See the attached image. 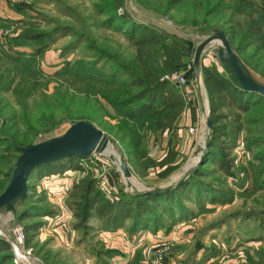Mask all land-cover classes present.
Listing matches in <instances>:
<instances>
[{
  "label": "rangeland",
  "instance_id": "obj_1",
  "mask_svg": "<svg viewBox=\"0 0 264 264\" xmlns=\"http://www.w3.org/2000/svg\"><path fill=\"white\" fill-rule=\"evenodd\" d=\"M109 3L111 0H0V146L2 135L26 145L58 135L78 119H88L112 141L105 150H95L74 165L86 168L106 195L174 183L186 169L191 170L185 179L196 185L163 200L165 211L156 208L161 223L130 233L128 220L123 227L106 228L96 215L89 219L88 227L74 228L76 219L66 205L67 191L61 181H54L57 177L51 173L36 172L28 179L27 198L17 200L15 210L0 209V237H10L12 227L19 224L24 243L32 251V264H147L152 249L160 246H166V254L156 264L163 258L164 264H264V100H250L249 109L242 114L238 144L229 151L234 157L232 165L225 173L214 161L201 164L202 158L198 163L208 106L202 69L200 93L192 73L180 83L167 74L161 77L177 86L184 102L180 121L170 134L151 130L149 117L139 106L135 117L128 120L116 114L101 95L104 90H117L104 81L114 68L105 55L128 62L132 46L125 33L137 22L152 26L180 47L184 64L176 69L179 74L190 65L196 42L220 28L247 71L264 83V45L240 37L241 24L249 17L260 19L264 35V2L124 0L112 22L105 9ZM24 31H36L44 38L41 43L21 42ZM216 46V42L205 46L201 64L234 80L219 60ZM181 119L192 123L182 126ZM168 138L177 151L178 165L158 178L155 172L159 168L144 164L147 157L162 155ZM134 139L137 145L132 143ZM253 139H259L258 143ZM120 154L127 160L129 177L120 168ZM69 166L56 167L59 180L70 178L69 172L72 182L85 174ZM66 169H70L68 173H64ZM6 172L0 161V192L11 173L5 177ZM34 221L42 223L28 231L27 242L25 224ZM120 228V233L113 232Z\"/></svg>",
  "mask_w": 264,
  "mask_h": 264
},
{
  "label": "trees",
  "instance_id": "obj_2",
  "mask_svg": "<svg viewBox=\"0 0 264 264\" xmlns=\"http://www.w3.org/2000/svg\"><path fill=\"white\" fill-rule=\"evenodd\" d=\"M261 1L264 2V0ZM122 5H124V0H111V3L105 6V9L111 13L110 22H112L111 17H115L116 8ZM113 21L115 23L117 20ZM134 25L131 32L125 33L132 46L128 62L113 55H105L114 68L111 70V75L104 81L112 87H117V90H104L101 95L107 104L113 106L116 114L119 113L128 120L135 117V108L139 106V110L147 113L151 130H166L170 134L184 102L177 86L161 77L163 74L176 71L184 64L183 53L173 40L162 37L152 26L140 22ZM241 25L244 26L240 34L243 41H256L259 45H264V35L260 30L258 17L246 18L244 24ZM43 38L44 35L36 31H24L19 41L39 43ZM46 45L47 43L39 45L36 53ZM202 74L211 115L212 132L201 164L205 161H214L223 172L229 173L234 158L229 155V151L238 144V134L243 123L242 114L249 109L250 100L254 101L259 97L240 89L233 79L212 66L202 65ZM261 98L264 100L263 97ZM1 137L3 144L0 146L2 152L0 161L7 169L4 175L8 177L18 152L6 136ZM252 141L258 143L259 139ZM132 143L137 145L135 139ZM261 151L264 152V148ZM142 153L144 152L140 151L139 154L145 155ZM176 156L177 151L168 138L165 142L163 156L159 159L147 157L144 166L158 167L159 169L155 172L156 177L164 178L177 167ZM82 158L72 156L64 160L45 163L36 167L32 173L60 172L57 168L66 164H71L69 167H77L85 172L72 183L66 192V205L76 219L72 223L74 228L88 227L89 219L96 215L106 228L123 227L128 220L127 230L130 233H136L139 229L161 223V221L158 222L159 216L156 208L164 210L163 200L173 199L175 194H182L190 186L195 187L196 185L187 177L178 186L159 195L133 196L123 193L108 196L97 187L96 179L89 174L86 168L74 165ZM48 211L53 213L52 210L48 209ZM41 223L42 221H34L25 224L27 242H29L28 231L38 227ZM7 261L9 264H15L9 242L0 237V264H5Z\"/></svg>",
  "mask_w": 264,
  "mask_h": 264
},
{
  "label": "water",
  "instance_id": "obj_3",
  "mask_svg": "<svg viewBox=\"0 0 264 264\" xmlns=\"http://www.w3.org/2000/svg\"><path fill=\"white\" fill-rule=\"evenodd\" d=\"M212 42L217 43L215 48L216 54L219 60L227 65L236 85L240 89L255 94L256 97L264 98V83L257 81L251 76L238 57L237 52L230 44L226 34L220 28L213 30L210 34L202 36L196 42L190 65L184 70L181 76L184 77L192 73L196 90L200 93L202 51L206 45ZM204 124L206 126V135L201 148V154L198 157V163L203 158L212 132V121L208 106L204 113ZM111 141L110 136L104 134L100 127L88 119H78L72 122L64 132L30 144H20L11 140L12 146L18 154L13 163L8 182L0 192V209L7 208L8 210H15V202L27 198L29 192L28 179L32 176L36 167L45 163L64 160L72 156L88 157L95 150H105L108 142ZM119 160L120 168L124 176L129 177L131 171L128 167L127 160L122 154L119 155ZM190 170L186 169L174 183L143 189L134 188L131 191V195L153 196L163 194L178 186Z\"/></svg>",
  "mask_w": 264,
  "mask_h": 264
},
{
  "label": "built area",
  "instance_id": "obj_4",
  "mask_svg": "<svg viewBox=\"0 0 264 264\" xmlns=\"http://www.w3.org/2000/svg\"><path fill=\"white\" fill-rule=\"evenodd\" d=\"M169 79H175V82H183L184 77L181 76L177 71H174L170 74ZM184 95V94H183ZM191 129V128H189ZM12 235L10 237H6L7 241L9 242V246L11 252L13 254L12 259L15 263H22V264H32L31 262V255L32 251L31 248L26 246L24 243V233L22 227L19 224H15L12 227ZM166 254V246H160L158 248H154L151 251L147 259V264H156L157 261Z\"/></svg>",
  "mask_w": 264,
  "mask_h": 264
},
{
  "label": "crops",
  "instance_id": "obj_5",
  "mask_svg": "<svg viewBox=\"0 0 264 264\" xmlns=\"http://www.w3.org/2000/svg\"><path fill=\"white\" fill-rule=\"evenodd\" d=\"M182 111V110H181ZM180 116V115H179ZM177 117L176 118V120H175V122L174 123H176V121L177 120H179L180 121V117ZM192 122H191V120L189 119H186V120H182L181 119V125L183 126H186L187 124H191ZM175 125V124H174ZM163 131H166V130H163ZM167 132V131H166ZM179 136H181V133L180 134H178ZM165 152V151H164ZM164 152L162 153V155H160L158 158H155V159H159L160 157H162L163 156V154H164ZM70 169H66V170H64L65 172L64 173H68V172H66V171H69ZM51 174H53L54 176H56L57 178H54V181H61V184H62V187H63V189H65V191H67L69 188H70V186L72 185V181L73 180H69V179H71L73 176H72V174H70V172L68 173V174H66V175H68V176H71L70 178H67L66 180H59L60 179V177L58 176V174H59V172H55V173H51ZM66 178V177H65ZM122 230H121V228L120 229H118V230H115V231H113L114 233H116V234H118V233H120ZM107 231H104V233H106ZM112 232V233H113ZM110 233V232H109ZM124 233V232H123ZM164 262H165V258H163L162 259V261H161V263H163L164 264ZM160 263V264H161ZM166 264V263H165Z\"/></svg>",
  "mask_w": 264,
  "mask_h": 264
},
{
  "label": "bare ground",
  "instance_id": "obj_6",
  "mask_svg": "<svg viewBox=\"0 0 264 264\" xmlns=\"http://www.w3.org/2000/svg\"><path fill=\"white\" fill-rule=\"evenodd\" d=\"M205 104V103H204ZM129 179V178H128ZM126 182V181H125ZM139 188V187H138Z\"/></svg>",
  "mask_w": 264,
  "mask_h": 264
}]
</instances>
